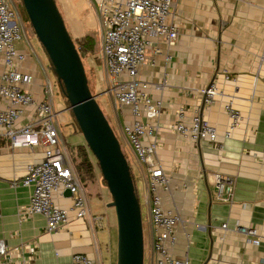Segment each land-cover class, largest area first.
<instances>
[{"label":"crops","instance_id":"crops-1","mask_svg":"<svg viewBox=\"0 0 264 264\" xmlns=\"http://www.w3.org/2000/svg\"><path fill=\"white\" fill-rule=\"evenodd\" d=\"M168 19L177 25V37L171 44L161 36L150 38L137 78L145 84L148 96L162 105L153 138L158 142L157 157L169 178V188L158 186L156 192L163 208L181 218L171 254L187 258V264H264V242L254 245L237 230L238 226L253 227L264 238V0H173ZM101 35L99 32L95 58L108 82L99 53ZM16 49L26 55L21 70L32 76L25 89L37 101L44 100L43 84L48 77L53 109L57 89L61 110L66 111V98L49 60L38 53L31 38L18 41ZM3 67L0 54V73ZM210 83H215L221 94L207 105L199 90ZM228 99L240 111L241 121L231 136L224 138L229 124L224 107ZM111 102L116 111L114 127L135 162L137 175H132L138 194L137 184H142L145 204L146 171L122 132V126L134 116L129 106L115 107L112 98ZM5 106L0 99V108ZM179 112L185 124L200 114L217 129L218 142H196L178 133L174 124ZM33 115V106L23 107L14 125H23ZM61 132L66 149L63 129ZM153 138L144 136L142 142L148 144ZM77 144L84 145V140L73 145ZM42 157L39 146L12 148L0 139V238L9 247L18 248L10 264L24 257H32L33 264H71L73 253L86 254L92 264H115L116 237L109 200L105 190H97L92 182L84 184L90 209L85 218L74 217L70 195L62 191L53 201L69 210V221L56 232L45 230L46 221L40 214L18 220V208L29 202L32 188L12 187L11 182L25 175L27 164ZM214 174L231 179L221 195ZM143 218L144 263L153 264V229L146 204Z\"/></svg>","mask_w":264,"mask_h":264},{"label":"built area","instance_id":"built-area-1","mask_svg":"<svg viewBox=\"0 0 264 264\" xmlns=\"http://www.w3.org/2000/svg\"><path fill=\"white\" fill-rule=\"evenodd\" d=\"M10 0H0V54H3V70L0 73V99L6 102L0 108V139L12 148L41 147L43 157L26 165L25 175L11 182V186L31 187L29 202L20 206L18 220L22 221L34 214L45 218V230L56 232L69 221L68 209L55 205L53 197L57 192L68 190L76 219L90 214L87 194L70 156L64 148L62 132L56 122V112L52 107L53 88L48 77L43 84L45 99L37 101L25 89L32 81L31 74L24 72L20 64L26 55L16 49V43L26 39L22 14L9 5ZM173 0H95L97 21L101 29L100 55L107 70L106 93L115 107L129 106L134 120L122 126V132L131 146L138 162L146 171V197L149 221L153 229L151 253L153 264H187V258H177L170 248L176 241V227L180 216L162 206L158 186L169 188V178L164 173L157 157L158 142L155 137V120L161 112V101L152 100L145 91V84L138 80V68L145 62L146 47L150 38L161 36L171 44L178 34V27L168 19ZM203 104H212L221 94L215 83L201 88ZM25 106L34 107L30 121L15 126L14 123ZM229 124L223 137L229 138L240 125L241 114L231 99L224 104ZM144 118L145 120H142ZM174 129L192 141L218 142V132L200 114L196 113L189 124L182 121L181 112ZM151 136L153 140L144 144L142 138ZM219 195L231 179L214 174ZM226 224H223L225 227ZM247 241L258 245L261 235L253 227L238 226ZM28 246V245H27ZM17 247H9L0 238V264H10ZM83 253H73L71 264H92ZM15 264H33L32 257L16 260Z\"/></svg>","mask_w":264,"mask_h":264},{"label":"water","instance_id":"water-1","mask_svg":"<svg viewBox=\"0 0 264 264\" xmlns=\"http://www.w3.org/2000/svg\"><path fill=\"white\" fill-rule=\"evenodd\" d=\"M21 4L110 194L107 206L115 215V264H144L141 205L130 165L96 95L90 91L83 62L56 2L21 0ZM65 193L71 195L68 190Z\"/></svg>","mask_w":264,"mask_h":264},{"label":"rangeland","instance_id":"rangeland-1","mask_svg":"<svg viewBox=\"0 0 264 264\" xmlns=\"http://www.w3.org/2000/svg\"><path fill=\"white\" fill-rule=\"evenodd\" d=\"M94 1L95 0H55L57 8L63 18V21L65 23V26L67 28L68 33L70 34L75 47L80 49V57L83 62L86 76L88 79V84L89 88L92 94L96 95V100L102 109L105 117L107 118L108 122L114 128V132L116 136L118 137L122 151L129 163V165L132 167V172L133 174L136 173V166L135 162L130 158V153L129 150L126 148L125 143L123 142L121 136L119 135V131L115 129L114 127V122H115V117H116V111L115 108L113 107V104L111 102V97L108 93L105 92L107 88V82L106 78L102 76L99 72V64L98 61H96V58L98 54V38H99V32L101 33V29L99 27L98 21H97V16H96V11H95V6H94ZM21 1L19 0H10L9 5L12 7H15L21 14L22 18L24 21V28H25V35L26 38L31 40L34 43L35 49L38 50V53L41 54V56H45V58L48 59L44 49L40 45L39 41L37 40L32 27L29 23V20L25 14V11L23 9L22 4L20 3ZM86 38L85 46L87 41L90 39L92 40L93 46H91V50L87 51L85 53H82L83 51V42L85 39L81 40V38ZM37 44V45H35ZM81 45V48H80ZM37 46V47H36ZM100 53V50H99ZM94 72V74H93ZM53 73V72H52ZM54 75V74H53ZM95 92H98V94H95ZM57 89H56V94H55V101H54V109L57 112L56 115V122L58 123L60 129L64 131V139L66 141V149L71 152V150L67 147V145H73L77 142L78 139L84 140L81 133H75L72 131V127L70 125L73 124V129H77L78 127L75 124V120L73 119L70 109H69V104L66 102V111L61 110V96L59 95ZM79 130V129H77ZM80 131V130H79ZM77 138V139H76ZM84 146L85 150L87 151L88 157L92 163L93 166V178L90 180L94 185H96L97 190L98 188H103L105 190V196L109 202L111 201L110 194L108 192V189L106 187V183L103 180L99 166L97 163V160L95 156L92 154V152L88 149V147L85 144L84 141ZM71 162L75 165L77 159L71 155ZM137 175V173H136ZM133 176V175H132ZM134 179V177H133ZM87 182V183H90ZM135 182V181H134ZM140 188V193L138 194L139 202L141 205V213H142V221L144 212H145V204H144V197L142 193V184L138 182L137 184ZM109 211L111 214V218L114 219V226H113V233L114 236L116 237V224H115V215H114V210L112 207H109ZM143 224V223H142ZM144 227L145 223L143 225V236H144ZM146 243V241H145ZM146 251H147V245H146ZM146 264V260L145 263Z\"/></svg>","mask_w":264,"mask_h":264},{"label":"trees","instance_id":"trees-1","mask_svg":"<svg viewBox=\"0 0 264 264\" xmlns=\"http://www.w3.org/2000/svg\"><path fill=\"white\" fill-rule=\"evenodd\" d=\"M19 1H21V0H19ZM86 38H88V36ZM86 38L84 36V38L80 39V41L85 39V41L83 42L84 48H83L82 53L90 51L92 49L91 46H93L92 40H90V39L87 41L86 46H85ZM80 48H81V45H80ZM77 51L80 55L81 53H80L79 48L77 49ZM58 83L60 84V82H58ZM60 86H61V84H60ZM61 89H62V86H61ZM62 92H63V89H62ZM63 94H64V92H63ZM64 96H65V94H64ZM66 102L69 104L67 99H66ZM70 112H71L73 119L75 120L71 110H70ZM75 124L78 127L76 120H75ZM70 125L72 127L73 132H80L79 130H77V129H79V127L77 129L75 128V130H74L73 124L70 123ZM67 147L71 150L70 154L77 159L74 166H75V169H76V172H77L79 178L81 179L83 184L90 182V180H92V178H93V166H92V163L88 157L87 151L85 150V146L82 144H77V145H67ZM136 191H137V188H136Z\"/></svg>","mask_w":264,"mask_h":264}]
</instances>
